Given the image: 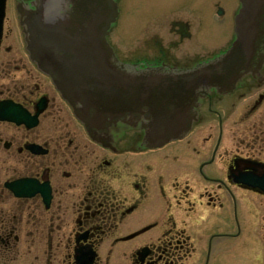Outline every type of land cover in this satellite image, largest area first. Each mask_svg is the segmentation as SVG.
<instances>
[{
  "label": "flooded vegetation",
  "instance_id": "1",
  "mask_svg": "<svg viewBox=\"0 0 264 264\" xmlns=\"http://www.w3.org/2000/svg\"><path fill=\"white\" fill-rule=\"evenodd\" d=\"M32 2L5 0L0 29V105L36 122L0 120V264H241L246 236L264 264V191L244 182L264 177V67L204 94L188 134L159 146L122 119L88 130L29 55ZM155 45L149 61L175 64Z\"/></svg>",
  "mask_w": 264,
  "mask_h": 264
},
{
  "label": "water",
  "instance_id": "2",
  "mask_svg": "<svg viewBox=\"0 0 264 264\" xmlns=\"http://www.w3.org/2000/svg\"><path fill=\"white\" fill-rule=\"evenodd\" d=\"M238 1L230 46L185 68L121 62L107 40L118 16L115 0H34L20 11L30 57L88 130L104 132L122 119L140 127L149 146H158L188 132L199 98L208 91L228 92L262 69L264 0ZM4 3L0 0V29ZM0 120L36 123L6 103L0 105ZM20 182L7 187L18 193L29 189L19 187ZM244 182L264 191V177Z\"/></svg>",
  "mask_w": 264,
  "mask_h": 264
},
{
  "label": "rangeland",
  "instance_id": "3",
  "mask_svg": "<svg viewBox=\"0 0 264 264\" xmlns=\"http://www.w3.org/2000/svg\"><path fill=\"white\" fill-rule=\"evenodd\" d=\"M116 1L120 13L110 40L114 42L119 57L129 62L157 54L155 44L162 43L170 62L182 65L185 59L216 55L233 37L232 17L237 0ZM219 9L222 10L220 14ZM181 24L189 26V35L179 33L177 27ZM9 175L10 172L1 173L0 182ZM253 233L254 230L248 232ZM253 244L252 237L244 238L246 256L241 264H253V258L249 256Z\"/></svg>",
  "mask_w": 264,
  "mask_h": 264
},
{
  "label": "bare ground",
  "instance_id": "4",
  "mask_svg": "<svg viewBox=\"0 0 264 264\" xmlns=\"http://www.w3.org/2000/svg\"><path fill=\"white\" fill-rule=\"evenodd\" d=\"M189 64H186V65H178L179 68H185V67H188Z\"/></svg>",
  "mask_w": 264,
  "mask_h": 264
}]
</instances>
